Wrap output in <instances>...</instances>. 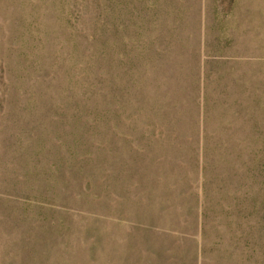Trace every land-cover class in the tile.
<instances>
[{
  "label": "rangeland",
  "instance_id": "374dc122",
  "mask_svg": "<svg viewBox=\"0 0 264 264\" xmlns=\"http://www.w3.org/2000/svg\"><path fill=\"white\" fill-rule=\"evenodd\" d=\"M0 264H264V0H0Z\"/></svg>",
  "mask_w": 264,
  "mask_h": 264
}]
</instances>
